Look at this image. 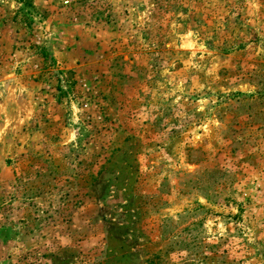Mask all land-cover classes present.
<instances>
[{"label":"rangeland","instance_id":"1","mask_svg":"<svg viewBox=\"0 0 264 264\" xmlns=\"http://www.w3.org/2000/svg\"><path fill=\"white\" fill-rule=\"evenodd\" d=\"M0 264H264V0H0Z\"/></svg>","mask_w":264,"mask_h":264}]
</instances>
